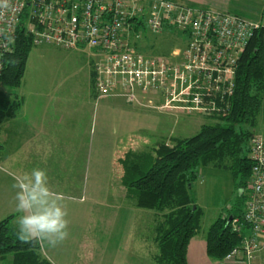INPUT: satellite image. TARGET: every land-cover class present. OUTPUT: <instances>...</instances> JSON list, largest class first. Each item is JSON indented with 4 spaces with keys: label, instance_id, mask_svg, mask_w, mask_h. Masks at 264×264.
<instances>
[{
    "label": "crops",
    "instance_id": "1",
    "mask_svg": "<svg viewBox=\"0 0 264 264\" xmlns=\"http://www.w3.org/2000/svg\"><path fill=\"white\" fill-rule=\"evenodd\" d=\"M93 58L89 54L83 80L69 91L62 89L69 94L30 90L22 79L17 113L0 120L3 159L12 169L11 178L37 167L47 169L50 185L66 197L69 236L56 247H42L53 264H160L155 257L156 211L137 204L130 185L132 165L159 140L179 136V117L173 109L147 107L121 94L98 96ZM156 98V103L162 101ZM13 190L11 183L9 199L2 201L12 219L20 216L10 208ZM187 259V264H253L212 258L203 231L190 239Z\"/></svg>",
    "mask_w": 264,
    "mask_h": 264
},
{
    "label": "built area",
    "instance_id": "2",
    "mask_svg": "<svg viewBox=\"0 0 264 264\" xmlns=\"http://www.w3.org/2000/svg\"><path fill=\"white\" fill-rule=\"evenodd\" d=\"M10 4L0 17V76L22 35L33 44L90 46L98 96L121 94L147 107L213 115L229 112L238 60L262 23L171 0H10ZM146 8L153 32L172 24L185 32L187 42L169 52L141 49L143 28L136 30L132 18L137 16L136 21ZM156 97L162 101L156 103ZM250 143L252 175L242 218L247 233L243 243L226 255H245L249 261L264 246V135L253 133ZM235 222L234 229L239 230L238 218Z\"/></svg>",
    "mask_w": 264,
    "mask_h": 264
},
{
    "label": "trees",
    "instance_id": "3",
    "mask_svg": "<svg viewBox=\"0 0 264 264\" xmlns=\"http://www.w3.org/2000/svg\"><path fill=\"white\" fill-rule=\"evenodd\" d=\"M136 18H132L135 29L144 28L145 20L140 16L135 21ZM171 26L174 27L166 24L165 28ZM33 45L27 35L17 39L15 49L6 57L0 83L14 86L21 84ZM12 93L0 89V120L4 116L16 114L21 105V97ZM262 111L263 23L255 29L238 60L236 87L229 112L213 115L214 119L203 122L195 134L176 136L170 142L159 140L132 165L135 177L131 179L130 185L137 192V204L156 211L154 231L159 252L155 257L160 264L188 262L190 239L202 231L201 222L205 213L203 206L193 196L191 187L199 175L200 167L209 163L230 170L237 195L227 210L222 211L204 231L207 252L212 258L224 259L233 247L243 243L248 226L242 218L253 164L250 139ZM12 216L10 214L0 219V257L5 258L11 253L12 264H53L44 255L40 242L22 243L19 240L18 227L12 223ZM236 218L238 225H241L239 230L234 229ZM233 258L249 261L245 255Z\"/></svg>",
    "mask_w": 264,
    "mask_h": 264
},
{
    "label": "rangeland",
    "instance_id": "4",
    "mask_svg": "<svg viewBox=\"0 0 264 264\" xmlns=\"http://www.w3.org/2000/svg\"><path fill=\"white\" fill-rule=\"evenodd\" d=\"M171 1L196 6H206L208 8L230 10L253 20L261 21L264 24V0ZM148 10L149 8L145 9V14H143V12H139L141 18L146 22V26L141 31L143 35L141 40V46L143 48L141 49L154 53L169 52L176 45L185 44L187 42L188 37L185 32L179 30L175 26L165 28L160 32H153L147 23ZM151 43L153 46L148 48ZM59 47L46 43L34 44L32 46L26 62V69L23 76V87L25 86L30 90H35L40 93L50 91H55V93H57L60 91L61 93L69 94V92H67L69 91L68 87L83 80V75L86 73L84 70L85 64H87V58L89 57V54L93 52L92 47L87 46L83 49H68L65 47ZM0 88L13 92V95L15 93H19L22 86L0 83ZM64 88H66L67 91L62 90ZM175 113V115L179 117V124L176 127V135H179L180 137L195 134L203 122L212 121L214 119L212 117L213 114L201 111L181 112L175 109ZM253 129L255 132L264 135V111L259 114L257 123ZM149 150L151 149L149 148L145 150L143 154L147 153ZM2 154L3 151L0 149V219L7 216L9 214L8 212H10L7 211L8 209L4 206L2 201L4 199L6 200V198L9 199L8 188L11 183H13V186L16 184L17 178H11L8 174V170L12 171V169L3 159L5 152L4 155ZM3 183L6 184V187H1ZM191 189L196 201L203 206L205 210L201 222L203 232L222 211L227 210V208L235 201L237 195L230 170L212 163L200 167L199 175L193 181ZM4 190L6 191L5 193H3ZM17 191L18 189L14 187L13 192L15 195ZM132 191L133 190L130 188L129 193ZM15 195L14 206L11 207L10 205V208H12V211L14 210V213L17 211ZM143 209L152 213L155 211L151 208ZM21 214L22 213H20V215ZM17 219L18 218L12 219V223L17 225ZM146 223L147 221H144V225H146ZM12 261L13 259L11 253L5 258L0 257V264H12ZM250 262H253V264H264V248L260 250L256 257L252 258Z\"/></svg>",
    "mask_w": 264,
    "mask_h": 264
},
{
    "label": "clouds",
    "instance_id": "5",
    "mask_svg": "<svg viewBox=\"0 0 264 264\" xmlns=\"http://www.w3.org/2000/svg\"><path fill=\"white\" fill-rule=\"evenodd\" d=\"M10 6V0H0V17ZM14 187L18 189L16 210L22 213L17 219L19 240L38 241L42 247L63 243L69 236L70 224L66 197L50 185L47 169L37 167L18 176Z\"/></svg>",
    "mask_w": 264,
    "mask_h": 264
},
{
    "label": "water",
    "instance_id": "6",
    "mask_svg": "<svg viewBox=\"0 0 264 264\" xmlns=\"http://www.w3.org/2000/svg\"><path fill=\"white\" fill-rule=\"evenodd\" d=\"M232 218V216H230Z\"/></svg>",
    "mask_w": 264,
    "mask_h": 264
}]
</instances>
